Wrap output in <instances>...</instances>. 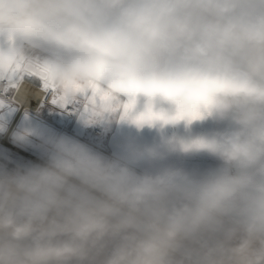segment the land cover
<instances>
[{"label":"clouds","instance_id":"1","mask_svg":"<svg viewBox=\"0 0 264 264\" xmlns=\"http://www.w3.org/2000/svg\"><path fill=\"white\" fill-rule=\"evenodd\" d=\"M0 76L20 83L0 133L38 154L2 157L0 264H264V0H0ZM37 76L110 94L84 127L157 135L108 155L44 126Z\"/></svg>","mask_w":264,"mask_h":264},{"label":"crops","instance_id":"2","mask_svg":"<svg viewBox=\"0 0 264 264\" xmlns=\"http://www.w3.org/2000/svg\"><path fill=\"white\" fill-rule=\"evenodd\" d=\"M53 113L52 109H47V116L40 118L39 122L47 127H51L52 129L56 130L57 132L66 133L72 136H76L79 139L84 140L87 143L92 144L94 147L98 148V150L104 152L105 154L111 155L114 150L115 143L120 140L124 136H134L141 140L151 141L157 134L154 129H148L147 127L144 129H141L137 131L134 128H128L127 126L117 128L115 125L105 129L103 126H100L102 128V135H96L92 132L93 126L84 127L81 125L78 121V118L76 116H73L72 119L67 123L64 130L60 131L58 130L57 126L52 122L51 119L48 121L46 118H50V115ZM14 114L9 118L8 121V127H9V133L12 129L17 128L21 121H22V115L17 114L13 120V122L10 124ZM20 116V117H19ZM210 127L209 124L205 125H197L194 126L195 131H202L206 128ZM0 137H6L7 140L11 143L12 146H15L25 153H22L16 149L9 148L3 143H0V163H3L2 160L3 156H9L13 161H20V162H37L34 159H38V154L35 150L32 148H22L17 146L12 142V139L10 137V134H3L0 133ZM27 154H30L32 158L26 157ZM182 163L185 166L188 167H209L214 166L218 162L212 159L211 157H208L206 155H198V156H191L183 158ZM12 165L9 164V167Z\"/></svg>","mask_w":264,"mask_h":264},{"label":"snow or ice","instance_id":"3","mask_svg":"<svg viewBox=\"0 0 264 264\" xmlns=\"http://www.w3.org/2000/svg\"><path fill=\"white\" fill-rule=\"evenodd\" d=\"M22 79V78H21ZM35 86L36 90L43 95H37L36 91L27 90V100L29 105L35 103L38 107H49L53 110L68 115H74L77 118L81 114L85 116H96L100 112L112 110V98L109 93L97 90L93 93L78 94L72 99H68L61 94L56 93L54 88H49L48 85L39 76L34 80H30ZM20 87V83L16 79H5L0 76V106H15L16 92ZM135 103L131 100L123 104V111L126 114ZM145 116L141 115L137 118V122H143Z\"/></svg>","mask_w":264,"mask_h":264},{"label":"built area","instance_id":"4","mask_svg":"<svg viewBox=\"0 0 264 264\" xmlns=\"http://www.w3.org/2000/svg\"><path fill=\"white\" fill-rule=\"evenodd\" d=\"M29 89H31V90H33V91H36V93H37L38 95H43L42 93H40V92H38V91L36 90V86H35L32 82L27 81V82H25V84H24V90L27 92V90H29ZM37 107H38V106H37L35 103L30 104V109L33 111V113L35 112V109H36ZM39 108H40V107H39ZM47 109H49V107H43V108H40V113H39V115H41L42 117L47 116ZM50 109H51V108H50ZM52 111H53V113L50 115V119H51L52 122L57 126V128H59L58 130H60V131H62V130L65 129L67 123H68V122L72 119V117L74 116V115H68V114H66V113H61V112L56 111V110H53V109H52ZM17 113H18V112H16V113L14 114V116H13V118H12L10 124L13 122V120H14L15 116L17 115ZM102 131H103V130H102V128H101L100 126H93V127H92V132H93L94 134H96V135H102V134H103ZM28 155H29V157H31L30 154H28Z\"/></svg>","mask_w":264,"mask_h":264},{"label":"bare ground","instance_id":"5","mask_svg":"<svg viewBox=\"0 0 264 264\" xmlns=\"http://www.w3.org/2000/svg\"><path fill=\"white\" fill-rule=\"evenodd\" d=\"M17 114H20V116L22 115V113L18 112ZM19 116V117H20ZM0 143H3V145L9 147V148H13V146L11 145V143L7 140L6 137H0ZM31 156V155H30ZM26 157H29V155L27 154ZM32 158V157H29ZM35 161L38 162V160L34 159Z\"/></svg>","mask_w":264,"mask_h":264},{"label":"water","instance_id":"6","mask_svg":"<svg viewBox=\"0 0 264 264\" xmlns=\"http://www.w3.org/2000/svg\"><path fill=\"white\" fill-rule=\"evenodd\" d=\"M14 147V149H16V150H18V151H20V152H22V153H25L24 151H22L21 149H19V148H17V147H15V146H13ZM38 160V159H37Z\"/></svg>","mask_w":264,"mask_h":264},{"label":"rangeland","instance_id":"7","mask_svg":"<svg viewBox=\"0 0 264 264\" xmlns=\"http://www.w3.org/2000/svg\"><path fill=\"white\" fill-rule=\"evenodd\" d=\"M39 117H40V118H43L41 115H39ZM46 119H47L48 121H50V120H49L50 118H46ZM98 148H99V147H98Z\"/></svg>","mask_w":264,"mask_h":264}]
</instances>
